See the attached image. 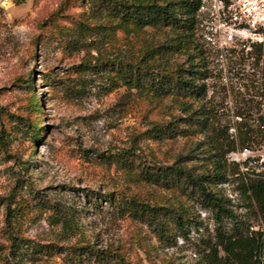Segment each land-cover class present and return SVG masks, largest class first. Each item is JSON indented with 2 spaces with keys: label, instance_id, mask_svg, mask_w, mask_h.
<instances>
[{
  "label": "rangeland",
  "instance_id": "obj_1",
  "mask_svg": "<svg viewBox=\"0 0 264 264\" xmlns=\"http://www.w3.org/2000/svg\"><path fill=\"white\" fill-rule=\"evenodd\" d=\"M62 2L0 0V247L8 244L3 208L5 198L12 196L14 230L23 240L22 248H35L23 255L20 264H64L63 254H52L53 246L77 241L120 247L129 264H207L206 244L212 242L216 224L212 213L182 196L180 189L148 184L138 169L119 167L111 159L119 154L131 158L127 152L135 148L140 164L165 165L191 153L194 157L183 164L199 172L210 168L213 151L203 142L197 145L202 134L151 138L153 123L180 114L177 104L170 97L154 98L116 86V75L103 67L85 70L80 65L93 64L96 56L132 60L143 46L168 43L170 33L163 27H145L127 35L104 28L107 20L93 14L90 22L100 26L88 37L72 30L62 17L66 12L85 14L86 7L76 0L66 11ZM189 41L191 47L198 45L194 34ZM205 57L210 72L203 81L206 92L191 103L192 108L205 104L212 109L207 134L221 139L223 145L215 154L222 156L221 169L226 172L224 180L207 188L226 199L235 219H246L248 212L241 207L229 170L245 159L255 170L264 167V132L253 120L264 115V80L259 77L247 88L226 90L213 75L215 65ZM161 61L184 63L186 54L167 53ZM244 106L252 108L241 120L245 124L241 132L247 129L249 135L241 143L235 129L239 117L233 112ZM230 145L233 150L225 151ZM104 194H111L112 204L100 197ZM126 197L160 206L163 216L167 206L182 204L198 221L197 229H187L181 238L170 228L171 236L159 240L152 229L117 211L114 202ZM53 205L69 217L68 232L60 233L59 226L48 223ZM233 220L224 219L222 225L230 226ZM3 249L0 264H8Z\"/></svg>",
  "mask_w": 264,
  "mask_h": 264
},
{
  "label": "trees",
  "instance_id": "obj_2",
  "mask_svg": "<svg viewBox=\"0 0 264 264\" xmlns=\"http://www.w3.org/2000/svg\"><path fill=\"white\" fill-rule=\"evenodd\" d=\"M24 1L14 0V3L19 4ZM73 1L76 0H63L61 4L64 5V10L68 11ZM78 1L80 7H86V13L84 14L83 11L78 14L66 12L62 17L69 20L72 30L88 35V37L92 36L93 31L100 26L90 22L89 18H92L93 14L107 20L104 28L109 26L127 35L145 27L167 29L166 31L170 33L168 43L166 41L153 42L143 46V49L132 60H125L119 56L111 59L96 56L92 58L93 64L82 61L80 65L85 70L103 67L106 73H114L117 77L116 86L135 89L154 98L170 97L177 104L180 114H170L166 120L153 123L149 129L151 138L191 137L195 134H202L203 141L197 145L203 142L209 151H213L211 157L215 156L210 168L199 172L183 164V161L194 157L191 153L178 155L170 164L161 165L155 162L140 164L136 159L139 155L136 154L137 150L134 148L127 152L131 158L119 154L111 161L119 167L127 165L130 169H138L142 176L141 179L148 184L165 189H180L182 196L193 198L200 207L212 213L216 224L210 234L212 242L206 244L207 264H264V167L255 170L248 164L249 160L245 159L229 170V174L235 177V189L241 201V207L248 212L246 219H235L232 208L225 205L226 199L207 188L210 183L224 180L226 172L221 169L224 167L222 156L217 157L215 154L223 145L221 139L218 137L211 139L212 137L207 134L212 109L206 107L205 104H197L192 108L191 103L192 100L205 94L206 85L203 81L210 75L204 50L198 43L191 47L189 41L190 36L195 35V14L199 0ZM68 43L69 41L66 44ZM81 43L83 45V42ZM179 51L186 54L184 63L168 64L161 61L164 54ZM253 53L254 58L248 63L238 55L226 59V67L233 69L232 75L238 80L247 81L243 85L244 88L254 85L255 79L258 80L259 77L264 80V57H260L258 48L254 49ZM245 65H249L247 70H245ZM213 75L217 76V74ZM223 86L226 90L234 89L232 86ZM244 107L241 110L236 108L233 112L235 117H239L235 129H237V137L241 143L249 139L248 130L245 129L243 132L240 130V127L245 125L241 120L252 106ZM253 120L255 126L264 132V115L256 116ZM242 147L246 148V146ZM232 150L233 146L230 145L225 151ZM100 197L112 204L111 194L100 195ZM4 203V228L8 244L0 247V249L4 248L2 258L8 264H20L23 255L29 251L34 252L35 248L29 246L22 248L24 247L23 240L14 230L13 213L16 204L12 196L6 197ZM114 203H116L117 211L122 213V217L140 221L152 229L159 240H167L171 236L170 228L179 231L178 235L181 238L185 237L187 229H197L198 221L184 205L179 203L176 207L167 206L165 216L162 215L160 206L155 204L150 206L133 197L120 198ZM49 209L51 212L48 223L52 226H59L60 233L68 232L71 223L67 214L56 205ZM224 219L234 220L230 226H224L222 225ZM249 221L254 223L250 224L252 222ZM53 248L52 254L64 255L62 258L64 264H129L124 252L119 250L120 247L111 244L97 246L94 242L77 241L74 245H54ZM39 251L47 252L46 250Z\"/></svg>",
  "mask_w": 264,
  "mask_h": 264
},
{
  "label": "built area",
  "instance_id": "obj_3",
  "mask_svg": "<svg viewBox=\"0 0 264 264\" xmlns=\"http://www.w3.org/2000/svg\"><path fill=\"white\" fill-rule=\"evenodd\" d=\"M195 18V36L215 65L213 74L227 87L244 88L226 59L238 55L248 63L256 48L264 57V0H199Z\"/></svg>",
  "mask_w": 264,
  "mask_h": 264
}]
</instances>
